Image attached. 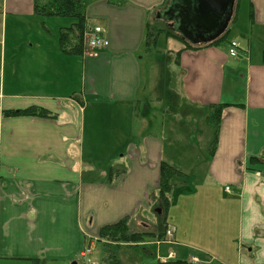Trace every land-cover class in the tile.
Masks as SVG:
<instances>
[{
	"label": "crops",
	"instance_id": "0c3cea01",
	"mask_svg": "<svg viewBox=\"0 0 264 264\" xmlns=\"http://www.w3.org/2000/svg\"><path fill=\"white\" fill-rule=\"evenodd\" d=\"M163 1L81 0L87 25H100L109 43L69 54L58 36L74 18L38 14L39 0H0V264H91L79 253L90 245L91 257L97 241L105 244L97 239L102 226L126 219L131 230L144 232L161 161L184 173L173 187L195 195V219L186 230L166 221L174 229L171 242L140 245L158 250L182 243L178 252L185 257V247L201 250L207 238L214 256L200 264L216 258L264 264V176L257 174H264V51L251 63V51L239 48L230 57L225 41L189 48L164 35L181 42L167 49L169 81L161 86L152 76L141 83V53L159 52L156 44L149 51L144 43L145 23L166 25L154 18ZM237 1L248 4L251 24L264 26V0ZM50 20L58 21L57 28L48 27ZM232 75L241 80L237 89L233 80L225 83ZM166 90L183 108V120L166 109L161 116L180 121L178 133L192 146L200 145L198 138L204 139L201 148L206 145L202 151L184 148L178 160L158 125L152 131L151 97L164 102ZM98 104L113 107L116 122V131L108 133L115 138L108 168L97 160L99 147L89 148L86 157L84 152L86 125L96 120ZM35 105L53 116L4 114ZM217 107L222 109L214 120ZM192 151L190 163L197 162L185 171L182 163ZM227 225L230 231L215 229Z\"/></svg>",
	"mask_w": 264,
	"mask_h": 264
},
{
	"label": "rangeland",
	"instance_id": "374dc122",
	"mask_svg": "<svg viewBox=\"0 0 264 264\" xmlns=\"http://www.w3.org/2000/svg\"><path fill=\"white\" fill-rule=\"evenodd\" d=\"M248 12V4L246 1L242 2V4L239 5L238 2V7L235 13V19L231 24L229 25L230 30L226 36V41H229L232 38H236L239 41V46L241 50L243 51H251V58L252 62L254 60L260 59L259 57L261 56L262 52L264 51V26L262 27H256L254 24H251L247 18V13ZM237 14V15H236ZM56 19H71L70 17L68 18H56ZM52 21L53 24H49L48 27H53L57 28V20H50ZM161 27H164V25ZM244 32V33H243ZM171 38H166L163 34L159 36L157 43H156V48L158 53L156 52L154 55H147L146 53L143 55L141 59V83H145L150 78L153 76L157 81L162 82V85H165L169 80H168V75L170 73V68L168 66V54H167V49L172 48V41H175L176 46L181 43L179 40H171ZM225 41V42H226ZM225 42H223V46H225ZM250 49V50H249ZM231 79L233 80L232 82V87L234 89H237L239 85H241V80L237 78L236 75H232L231 78L228 76L225 77V83H228V80ZM227 85V84H225ZM147 92V91H146ZM166 96H164V102L162 101H156V99H153L154 97H151V112L153 113V120H154V125L155 127H152V131L155 132L157 125H158V130L163 131L165 134V147L166 145H171V149L173 151V156L176 160L179 159V156H181L180 152L181 150H184V148L190 150H200L202 151L206 145H202L203 148H201V144L203 143L204 139H199L198 138V143H200L199 146H192L193 141H191L188 138H185L182 136V133H178L179 126L181 125L180 121H175L172 122L170 121V118L165 117L163 118L162 111L164 109L169 112L168 114H172L170 117H173V115H180L181 117L179 120H183L182 116V111L183 108L178 109V106L176 104V101L173 99V96L170 95V92L168 90L165 91ZM237 95L236 98H238L239 93L236 91ZM157 94V93H156ZM154 95V94H153ZM161 97H163L162 94H160ZM169 97V98H168ZM93 107H95L93 105ZM181 111V112H179ZM97 117L96 120L91 124L90 128L89 125H86V132L84 135V152H85V157L88 154L89 148L92 146H97L100 149V152L98 154L97 160H99L100 163L103 164L105 168H108L110 164L107 163L105 158H108L109 155L107 152L111 150V144L112 142L115 141L114 137H109L108 133L109 132H115L116 130H112V127L116 123L113 120L114 117V111L113 107L106 106L105 104H98V109H97ZM175 126V127H174ZM116 135V134H115ZM119 136V135H116ZM121 141V139H120ZM192 152H188L190 155L188 162L185 166V163H182V167L184 168L183 170H190L188 168L189 164L193 165L195 163H190L193 162L194 158L191 160V157L193 155ZM208 151V149H207ZM111 154V153H110ZM121 153L118 152V155ZM171 154V150H170ZM113 165V164H112ZM111 165V166H112ZM196 179L194 180L196 187L199 188L201 185L200 181L202 180V177L204 175V168L203 166L196 168ZM177 181V180H175ZM174 188L169 192V198H171V203L168 208V214L166 216V221L172 224H175L180 226L179 228L181 229H190L193 227V220L195 219L194 212L196 209V204H197V199L195 195H192V193H178V191H174ZM158 194V190L156 192ZM186 194V195H185ZM160 208V206L154 208H150V212H148V218L151 222H147V226L144 229L145 233H150L153 238L147 236L148 238L146 239L145 242H153L155 239L154 235H158L159 233V228L160 225L159 219H160V213H158L157 209ZM233 208L235 209V204H233ZM161 211V209L159 210ZM188 212V213H185ZM162 214V212H161ZM200 225V223H199ZM235 225V220L233 222V226ZM201 226V225H200ZM139 227V226H137ZM139 229V228H137ZM136 229V230H137ZM218 232H227L230 231V226L227 225L225 227H216L215 228ZM179 241V240H178ZM144 242V243H145ZM204 244L201 241H198L199 244H203V247L201 250H196L195 248H190V247H185L184 249L187 250L186 256L183 257L180 255L178 251H181L184 246H181L182 243H179L178 245L171 244V243H165L160 246V248L157 250L152 248V246L148 248L145 247V245H129L128 243H120L119 245L116 244H110L106 245L103 244L102 242L97 241L95 246L93 247L92 251V256L91 260L94 261L95 264H102L103 259L107 252L109 250L113 251L115 255L117 256L118 259H120L121 264H165L161 263L159 261V256H166L168 255V251H172L175 253L176 257L175 259H182L185 260L189 256H196L198 259H203L207 256H214L212 252V244L211 241L207 242V238L205 241H203ZM206 248L208 249H205ZM151 252V254L149 253ZM168 252V253H167ZM208 264H224L221 263V261L217 260V258L212 262H207ZM172 264V263H168Z\"/></svg>",
	"mask_w": 264,
	"mask_h": 264
},
{
	"label": "trees",
	"instance_id": "16d2710c",
	"mask_svg": "<svg viewBox=\"0 0 264 264\" xmlns=\"http://www.w3.org/2000/svg\"><path fill=\"white\" fill-rule=\"evenodd\" d=\"M167 0L163 1V5L166 4ZM238 7V1L235 0V6L232 15V22L235 19V13ZM35 10L41 15H53L60 17H70L74 18V22L68 26L61 28L59 31V44L63 52L69 54H82L84 51V33L90 27L87 25L86 17L82 9L81 0H43L35 5ZM230 28L218 37L216 40L209 44H215L226 41V36ZM166 35L182 39L178 34L174 33L168 26L164 27L157 26L153 22L145 23V39L144 43L149 51L154 48L157 37L159 35ZM183 40V39H182ZM184 41V40H183ZM186 42V41H185ZM208 44V45H209ZM186 46L189 48H199L193 47L186 42ZM221 107H217L213 114V119L218 120L220 116ZM5 115L23 114L39 116L43 118H51L53 115L51 111L41 106H29L24 109L19 110H5ZM184 173L180 171L175 165L161 161L159 164V180H158V194L154 199L153 206H160L162 209V215L159 219V233L154 235L156 240H161L164 237V231L167 227L165 220V213L169 204V192L173 188L176 179L183 177ZM150 233L134 231L129 228L126 219H121L115 223L104 225L100 228L98 232L97 239L103 240L105 244H138L140 242H145ZM104 262L108 264H121L120 259L117 258L113 251H108L107 255L104 257ZM172 264H188L185 260H174L173 262H168Z\"/></svg>",
	"mask_w": 264,
	"mask_h": 264
},
{
	"label": "water",
	"instance_id": "95a60500",
	"mask_svg": "<svg viewBox=\"0 0 264 264\" xmlns=\"http://www.w3.org/2000/svg\"><path fill=\"white\" fill-rule=\"evenodd\" d=\"M234 5L235 0H167L154 18L166 23L187 43L203 46L226 31Z\"/></svg>",
	"mask_w": 264,
	"mask_h": 264
},
{
	"label": "built area",
	"instance_id": "2783aa9c",
	"mask_svg": "<svg viewBox=\"0 0 264 264\" xmlns=\"http://www.w3.org/2000/svg\"><path fill=\"white\" fill-rule=\"evenodd\" d=\"M84 42L88 50L102 49L108 46V39L104 34V31L100 25H94L92 28L88 29L84 33ZM238 48V42L232 40L229 43L228 53L230 56L236 54ZM229 190V187H226ZM170 233V231H168ZM90 252V246L84 248L80 251V256L86 258L87 254Z\"/></svg>",
	"mask_w": 264,
	"mask_h": 264
}]
</instances>
